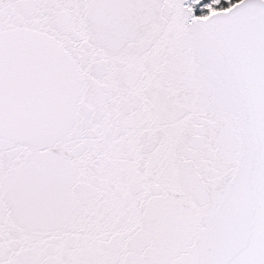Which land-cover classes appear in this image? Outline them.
I'll list each match as a JSON object with an SVG mask.
<instances>
[{"label": "snow or ice", "instance_id": "snow-or-ice-1", "mask_svg": "<svg viewBox=\"0 0 264 264\" xmlns=\"http://www.w3.org/2000/svg\"><path fill=\"white\" fill-rule=\"evenodd\" d=\"M0 264H264V0H0Z\"/></svg>", "mask_w": 264, "mask_h": 264}]
</instances>
